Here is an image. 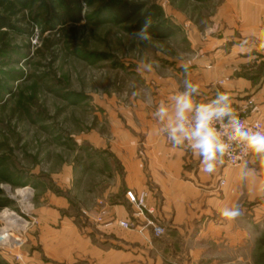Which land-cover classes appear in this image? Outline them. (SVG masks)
<instances>
[{"label":"rangeland","instance_id":"1","mask_svg":"<svg viewBox=\"0 0 264 264\" xmlns=\"http://www.w3.org/2000/svg\"><path fill=\"white\" fill-rule=\"evenodd\" d=\"M64 3L33 0L17 30H0V196L10 201L0 208V264H30L45 232L92 230L95 186L101 188L109 162L92 137L109 142L112 110L128 106L151 72L165 74L210 54H232L227 63L238 75L257 87L264 84V39L242 25L253 18L264 24V0ZM120 3L141 9L118 24L110 13ZM152 5L159 6L173 33L140 41L127 28ZM243 7L254 11L239 12ZM249 98L264 105V95L258 103ZM260 156L252 175L264 182ZM4 170L10 183L2 179ZM262 185L251 200L254 232L247 253H240L244 259L254 252L256 260L264 239ZM239 225L245 229L246 222Z\"/></svg>","mask_w":264,"mask_h":264},{"label":"crops","instance_id":"2","mask_svg":"<svg viewBox=\"0 0 264 264\" xmlns=\"http://www.w3.org/2000/svg\"><path fill=\"white\" fill-rule=\"evenodd\" d=\"M238 10L254 11L249 7ZM242 25L250 34L259 38L262 34L264 39V24L260 21L253 18ZM231 55L214 53L189 62L187 70L151 72L149 80L145 76L148 82L136 88L128 106L120 105L117 113L112 110L114 132L109 142L92 137L95 146L109 156L103 168L104 182L101 188L95 186L99 198L91 215L94 221L101 213L103 223H96L90 232H45L44 244L28 263L255 264L253 248L251 259H244L240 253H247L250 232H254L249 228L254 223L251 200L256 189H263L264 182L253 176L252 167L261 156L252 153L235 168L226 165L222 156L215 174H205L188 144L173 146L167 133L160 131L163 124L154 115L161 103L171 107L172 97L184 91L185 80L197 85L198 92L192 97L196 105L210 103L218 92H227L234 107L248 97L258 103L264 95V84L257 87L252 80L238 75L233 63H227L233 60ZM259 104L256 109L264 118V105ZM245 168L251 171L242 179ZM221 179L226 180L225 187L219 186ZM128 189L148 193L147 206L155 210L149 217L165 228L164 235L155 237L145 219L133 216L125 198ZM99 200L104 207L97 205ZM233 205H238L242 214L231 221L222 218L221 209ZM118 220L131 221L135 228L124 230L117 226ZM240 222H246L245 229Z\"/></svg>","mask_w":264,"mask_h":264},{"label":"clouds","instance_id":"3","mask_svg":"<svg viewBox=\"0 0 264 264\" xmlns=\"http://www.w3.org/2000/svg\"><path fill=\"white\" fill-rule=\"evenodd\" d=\"M150 25L151 21L146 20L143 27L133 34L136 39L150 41ZM184 67L187 70V65ZM197 92V85L185 80L184 91L172 97L171 107L161 103L154 113L163 124L160 131L167 133L173 146L187 143L193 154L199 157L201 171L208 175L215 174L220 158L228 147L222 137L242 145L247 152L264 155V131L245 126L234 112L232 99L227 92H218L210 103L196 105L192 97ZM216 121L221 122L223 132L214 127ZM250 171L245 168L241 172V178L246 179ZM241 214L238 205L225 207L220 211L221 217L230 221Z\"/></svg>","mask_w":264,"mask_h":264},{"label":"built area","instance_id":"4","mask_svg":"<svg viewBox=\"0 0 264 264\" xmlns=\"http://www.w3.org/2000/svg\"><path fill=\"white\" fill-rule=\"evenodd\" d=\"M222 81L220 82V84ZM256 105L252 99H246L242 102V104L237 107L232 106L234 112L238 115L240 120L245 124L246 127L253 130H262L264 131V118L261 116L257 109ZM214 127H216L219 131L223 132L221 127V122H214ZM225 143L228 144L226 152L223 154V159L226 165L235 168L239 167L242 163L246 162L247 159L251 156L252 153L247 152L242 145L236 142L227 141L226 137H222ZM220 187L226 186V180L221 179L219 181ZM233 190H231L232 192ZM147 197L148 193L145 190H141L139 192L128 189L125 191V198L128 204L131 206L133 212V216L137 219H145L149 225L152 227V232L155 237H160L165 234V228L153 220L149 216H152L155 213V210L147 206ZM104 202L100 200L98 202V206L101 208L104 207ZM85 215H88L87 211H84ZM95 223L101 224L103 223L102 214H97L94 218ZM117 226L124 230H132L135 228L134 224L131 221L127 220H118Z\"/></svg>","mask_w":264,"mask_h":264},{"label":"trees","instance_id":"5","mask_svg":"<svg viewBox=\"0 0 264 264\" xmlns=\"http://www.w3.org/2000/svg\"><path fill=\"white\" fill-rule=\"evenodd\" d=\"M64 6V0H53ZM33 0H0V30L10 31L17 30V23L25 18L24 11L28 10ZM141 8L138 5L120 3L116 6L115 10L110 13L111 18L118 24L126 23L130 18L136 14ZM32 20H35L31 16ZM146 20L151 21L148 29L152 38H165L173 33L172 28L168 25L163 18V13L159 6L152 5L144 12L142 19L135 26L127 28L129 34L133 35L139 31ZM134 36V35H133ZM2 179L6 182H11L8 171L2 172ZM10 205L9 200H5L0 196V208H5ZM261 251L258 253L255 263L264 264V239L260 241Z\"/></svg>","mask_w":264,"mask_h":264}]
</instances>
